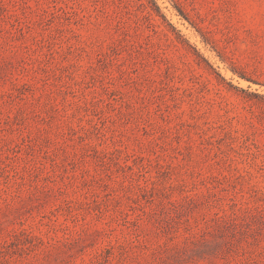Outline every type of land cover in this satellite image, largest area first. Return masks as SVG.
<instances>
[{
  "label": "rangeland",
  "instance_id": "374dc122",
  "mask_svg": "<svg viewBox=\"0 0 264 264\" xmlns=\"http://www.w3.org/2000/svg\"><path fill=\"white\" fill-rule=\"evenodd\" d=\"M0 264H264V0H0Z\"/></svg>",
  "mask_w": 264,
  "mask_h": 264
}]
</instances>
